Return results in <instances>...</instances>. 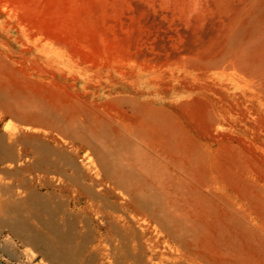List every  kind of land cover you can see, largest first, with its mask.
Returning a JSON list of instances; mask_svg holds the SVG:
<instances>
[{
  "label": "rangeland",
  "instance_id": "374dc122",
  "mask_svg": "<svg viewBox=\"0 0 264 264\" xmlns=\"http://www.w3.org/2000/svg\"><path fill=\"white\" fill-rule=\"evenodd\" d=\"M13 185L113 264H264V0H0ZM33 251L0 225V264Z\"/></svg>",
  "mask_w": 264,
  "mask_h": 264
},
{
  "label": "bare ground",
  "instance_id": "6f19581e",
  "mask_svg": "<svg viewBox=\"0 0 264 264\" xmlns=\"http://www.w3.org/2000/svg\"><path fill=\"white\" fill-rule=\"evenodd\" d=\"M14 166L12 163L8 167L11 169ZM9 168L6 169L8 174L11 173ZM5 191H7L6 200L0 206V225L23 245L34 248V251L29 253L27 262L41 258L53 264H69L71 256L81 257L86 264H105L103 260H108L110 264L115 262V256L120 252V243H123L118 238L117 231H112V234L104 237L101 228L96 225L89 228L88 221H81L80 226L77 227L74 226L75 224H70L67 228L65 217L52 212L48 204L42 201L36 193L27 194L14 185ZM99 196L101 197V195L97 197ZM32 209L35 210L34 220L21 218L26 211ZM112 217L114 218L113 223L117 226V216ZM123 230L127 232L126 226H123ZM125 236L126 239L130 238L129 233Z\"/></svg>",
  "mask_w": 264,
  "mask_h": 264
}]
</instances>
